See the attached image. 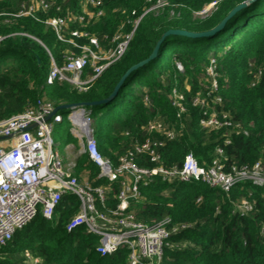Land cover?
I'll return each mask as SVG.
<instances>
[{
	"label": "trees",
	"instance_id": "16d2710c",
	"mask_svg": "<svg viewBox=\"0 0 264 264\" xmlns=\"http://www.w3.org/2000/svg\"><path fill=\"white\" fill-rule=\"evenodd\" d=\"M55 1L60 11L54 6L47 13L39 10L33 16L13 17L11 14L28 0H0V120L41 100L58 107L105 99L130 66L150 55L164 32L208 30L235 4L247 0H162L164 6L148 12L156 0H102V17L84 27L71 22L68 30L79 29L94 36L107 50L115 46L114 36L128 34L139 21L124 54L85 91L65 82H46L48 52L61 66L64 53L71 47L57 40L44 20L64 16L66 9L74 14L82 12V0ZM212 2L216 3L209 13L198 14ZM76 40L88 43L87 39ZM211 61L216 66L217 90L208 96L205 68ZM91 74L92 69L86 68L82 77ZM173 89L184 97L185 113L180 117L170 105ZM215 96L220 98L217 104L212 102ZM195 97L206 98L207 106H194ZM97 108L91 124L96 150L113 167L134 141L153 137L163 140L158 152L166 168L180 166L188 154L204 167L218 159L227 173L256 163L264 168V0L248 3L211 36L166 37L155 56L132 71L114 96ZM211 113L220 119L226 115L229 125L203 127L201 120ZM156 118L174 132L172 140L145 132L144 126ZM135 161L142 167L153 166L145 156H137ZM83 173L93 186L111 188L106 206L114 208L118 179L109 182L99 177V168L86 153L79 155L72 170L78 180ZM139 194L128 207L137 222L151 226L169 219V226L177 227L164 247L161 264H264V186L245 182L224 193L200 181L168 182L156 176L140 185ZM241 200L251 204L250 212L241 213L237 207ZM78 205L77 198L64 196L50 220L36 215L0 245V264H29L26 252L40 264H128L125 247L100 256L95 251L97 236L87 233L83 226L66 231Z\"/></svg>",
	"mask_w": 264,
	"mask_h": 264
},
{
	"label": "built area",
	"instance_id": "2783aa9c",
	"mask_svg": "<svg viewBox=\"0 0 264 264\" xmlns=\"http://www.w3.org/2000/svg\"><path fill=\"white\" fill-rule=\"evenodd\" d=\"M151 2V0H147ZM216 2L206 5L198 14L206 15ZM81 14H74L69 9L64 16H56L44 20L50 27L57 40L71 47L63 55V64L56 65L49 54L50 70L47 84L54 81L65 82L85 91L101 73L125 52L139 20L128 34H117L112 42H116L111 49L100 47L97 38L86 32L73 29L68 30L71 22H77L81 27L98 20L103 16L100 8L102 0H82ZM162 0H156L146 12L164 6ZM55 6H60L55 0H28L27 5H21L20 10L13 17L33 16L36 11L47 13ZM76 39H87L88 43H79ZM74 49L79 51L75 53ZM215 63L211 61L205 68V76L209 81L208 96L217 90ZM92 69V74L82 79L83 70ZM182 71V67L177 65ZM170 105L176 112V117L185 113L184 97L176 89L169 95ZM147 103V100L145 99ZM208 100L195 97L194 106H207ZM214 104L220 102L215 96ZM54 106L45 100L37 101L34 106L7 119L0 120V245H5L14 234L30 223L36 215L50 220L54 210L64 196L77 198L79 205L77 212L69 218L66 231L83 226L87 233L97 236L99 244L95 248L100 256H109L119 248L128 250V264H161L164 247L171 234L177 232V227L169 226V219H164L148 226L137 222L128 210L129 201L138 198L140 185L149 183L153 177L173 182L200 181L209 187L219 188L224 193L237 184L249 182L256 186H264V168L254 164L251 168H232L230 172L223 170L218 159H214L207 167L200 166L191 154L184 157L180 166L166 168L160 162L158 148L163 145L160 138L148 137L143 142L134 141L124 154L117 158L115 167L101 157L96 150V143L92 135V119L85 107H71L68 120L72 126L71 133L80 146L79 153H86L89 160L99 168V177L109 182L119 181V190L115 196L117 204L114 208L106 206L111 188L109 186H93L87 178L78 180L72 170L75 163L66 165L53 149L51 132L53 125L62 122V115ZM50 117L46 120L47 117ZM205 128L218 129L228 126L226 115L221 119L214 113L201 120ZM30 128V129H29ZM145 132L155 134L165 140H172L174 132L158 118L149 121L144 126ZM220 155L221 151L218 149ZM137 156H145L151 168L136 164ZM100 207V208H99ZM238 209L242 214L252 210L251 204L241 200ZM26 262L40 264L38 258L25 253Z\"/></svg>",
	"mask_w": 264,
	"mask_h": 264
},
{
	"label": "water",
	"instance_id": "95a60500",
	"mask_svg": "<svg viewBox=\"0 0 264 264\" xmlns=\"http://www.w3.org/2000/svg\"><path fill=\"white\" fill-rule=\"evenodd\" d=\"M254 0H247V1H243V2H240V3H237L235 4L221 19L220 21H218V23H216V25H214L212 28L208 29V30H205V31H199V32H187V31H182V30H168L166 32H164L160 39L156 42L152 52L150 53V55L130 66L124 73L123 75L121 76V78L119 79L118 83L115 85L112 93L105 99H101V100H98V101H92V102H83V103H78V104H72V105H62V106H58V107H55L54 110H53V113L58 111V110H62V109H69L71 107H97L99 105H103L105 104L106 102H108L115 94V92L117 91V89L119 88V86L121 85L122 81L134 70L140 68L141 66H143L145 63H147L149 60H151L156 52H157V49L160 45V43L168 36H183V37H186V38H199V37H207V36H211L213 35L214 33L218 32L223 26L224 24L236 13L238 12L239 10H241L242 8H244L248 3L252 2ZM50 117L48 116L46 118V120H48ZM30 129V128H29Z\"/></svg>",
	"mask_w": 264,
	"mask_h": 264
},
{
	"label": "rangeland",
	"instance_id": "374dc122",
	"mask_svg": "<svg viewBox=\"0 0 264 264\" xmlns=\"http://www.w3.org/2000/svg\"><path fill=\"white\" fill-rule=\"evenodd\" d=\"M87 77H82L85 80ZM87 112L91 113V119L99 111L97 107L85 108ZM63 117V123L53 125L51 132V139L53 141V149L58 153L60 157H63L65 164L70 165L75 163L79 157V147L73 142L71 136V124L68 120V114L70 110L62 109L58 111ZM82 177L87 178V174L83 173Z\"/></svg>",
	"mask_w": 264,
	"mask_h": 264
},
{
	"label": "crops",
	"instance_id": "0c3cea01",
	"mask_svg": "<svg viewBox=\"0 0 264 264\" xmlns=\"http://www.w3.org/2000/svg\"><path fill=\"white\" fill-rule=\"evenodd\" d=\"M74 138V137H73ZM76 144L78 145V143H77V141H76ZM78 147H79V150H80V146L78 145ZM62 159H63V157H62ZM64 161V160H63ZM65 163V162H64ZM67 165V164H66Z\"/></svg>",
	"mask_w": 264,
	"mask_h": 264
}]
</instances>
